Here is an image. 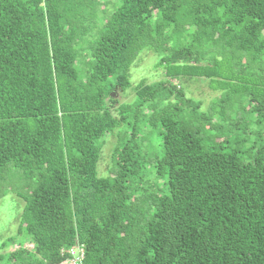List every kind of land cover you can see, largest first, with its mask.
<instances>
[{"label": "trees", "instance_id": "16d2710c", "mask_svg": "<svg viewBox=\"0 0 264 264\" xmlns=\"http://www.w3.org/2000/svg\"><path fill=\"white\" fill-rule=\"evenodd\" d=\"M147 47L165 77L118 101ZM192 77L222 91L207 111ZM9 163L32 181L9 264H264V0H0Z\"/></svg>", "mask_w": 264, "mask_h": 264}, {"label": "rangeland", "instance_id": "374dc122", "mask_svg": "<svg viewBox=\"0 0 264 264\" xmlns=\"http://www.w3.org/2000/svg\"><path fill=\"white\" fill-rule=\"evenodd\" d=\"M110 6V5H109ZM162 54L151 48H143L130 67V86L126 90L115 91V98L120 102H131L135 98L134 87L140 82L154 83L165 76L164 69L159 60ZM181 85L187 96L202 102L201 109L207 111L210 104L221 96L222 91L213 89L206 78H180L174 80ZM117 144V131L107 135L103 142V148L98 166L99 175H110L112 167V152ZM0 181V245L10 236L23 238L24 233L18 234L20 217L25 205V200L18 195V192L28 193L31 180L25 179L23 172L13 163H9L2 173ZM25 245L30 247L29 241ZM17 243H12L9 247L0 248V264H9L4 258L7 250L17 247Z\"/></svg>", "mask_w": 264, "mask_h": 264}, {"label": "built area", "instance_id": "2783aa9c", "mask_svg": "<svg viewBox=\"0 0 264 264\" xmlns=\"http://www.w3.org/2000/svg\"><path fill=\"white\" fill-rule=\"evenodd\" d=\"M62 253H68L65 259L60 262H52L50 264H81L85 256V248L83 244H78L73 247L62 249Z\"/></svg>", "mask_w": 264, "mask_h": 264}]
</instances>
